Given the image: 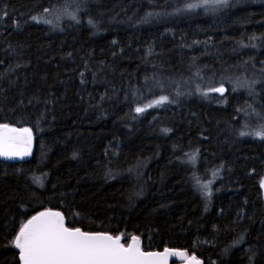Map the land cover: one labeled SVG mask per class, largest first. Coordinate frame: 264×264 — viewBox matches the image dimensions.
<instances>
[{"label":"trees","instance_id":"1","mask_svg":"<svg viewBox=\"0 0 264 264\" xmlns=\"http://www.w3.org/2000/svg\"><path fill=\"white\" fill-rule=\"evenodd\" d=\"M5 124L32 151L0 159V264L46 209L144 251L264 264V0H0Z\"/></svg>","mask_w":264,"mask_h":264},{"label":"snow or ice","instance_id":"2","mask_svg":"<svg viewBox=\"0 0 264 264\" xmlns=\"http://www.w3.org/2000/svg\"><path fill=\"white\" fill-rule=\"evenodd\" d=\"M218 2L226 3L227 0H218ZM189 7L194 8L196 5ZM214 91L222 93L224 89L218 88ZM167 99L162 96L147 107L162 104ZM144 110L140 107L136 109L138 113ZM13 133L18 135H11ZM23 134H27L26 143L30 146L29 129L17 130L9 128L6 124L0 126V155L27 154L28 148L21 150L15 146V142ZM257 135L264 138V134L257 133ZM120 240V236L92 234L82 232L79 228H67L59 212L46 211L33 216L21 226L14 244L20 250L23 264H166V257L170 254L168 249H165L164 253L143 252L135 236L131 238L132 242L127 247L121 244ZM191 259L194 264H199V261H195V257Z\"/></svg>","mask_w":264,"mask_h":264},{"label":"water","instance_id":"3","mask_svg":"<svg viewBox=\"0 0 264 264\" xmlns=\"http://www.w3.org/2000/svg\"><path fill=\"white\" fill-rule=\"evenodd\" d=\"M220 88H223L224 91L222 93L221 92H217V91H213V95L218 96V97H223L226 94V89H225V87H220ZM216 89H218V88H216ZM17 130H22V129H17ZM11 135L15 136V135H18V134L13 133ZM26 136H27V134H23L20 137V139L15 142V146L18 149H21V150L24 149V148H28L27 154H24L22 156L21 155H14V156H3V155H0V159H2V160H10V161H23V160L29 159L30 156H31V151H32V136H31V144H30V146L27 145V143H26V140H25ZM46 211H51V210H49V209L42 210V211H39V212L35 213L33 216H36L39 213L46 212ZM51 212H56V211H51ZM33 216H31L28 220H30ZM27 221L25 223H27ZM64 226H65V222H64ZM19 231H20V229L18 230L16 236L19 234ZM86 233H91V232H86ZM96 233H101V234H106V235L113 236L111 234L103 233V232H96ZM96 233H92V234H96ZM113 237H116V236H113ZM120 237H121L120 243L123 244L125 247H127L129 244H131V242H132L131 238L133 236L129 237V239H128V241L126 243H124L123 237L122 236H120ZM138 240H139L140 248H141V240H140V238H138ZM14 241H15V238H14L13 244H12L13 245V249L18 253V258H19L20 264H23V262L20 259V250L15 247ZM165 249H168L169 253H170L166 257V264H194V261H192V259H191L192 257H195V261H199V264H202V260L201 259L197 258L194 254L188 255V253L186 251H184V250H180V249H176V248H164L162 251H144L141 248V250L143 252H146V253L147 252L164 253ZM172 253H183L184 255H176V254H172Z\"/></svg>","mask_w":264,"mask_h":264},{"label":"rangeland","instance_id":"4","mask_svg":"<svg viewBox=\"0 0 264 264\" xmlns=\"http://www.w3.org/2000/svg\"><path fill=\"white\" fill-rule=\"evenodd\" d=\"M216 1H218V0H214V2H216ZM203 6H215V5H213L212 3H206V5H203ZM60 19H61V16L58 13V11H54V12H51V14H50V20H48V22L49 23L50 22L51 23H53V22H59ZM213 89L214 88L210 89V91L212 92ZM208 93H210V92H208ZM190 94H191V91H190ZM26 138H27V136H26ZM26 138H25V140H26ZM214 179H215V175H212L211 178H210V181L212 182V181H214ZM205 194H207V193H205Z\"/></svg>","mask_w":264,"mask_h":264}]
</instances>
